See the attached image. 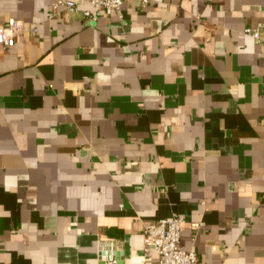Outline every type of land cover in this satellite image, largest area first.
Listing matches in <instances>:
<instances>
[{
	"label": "crops",
	"instance_id": "obj_1",
	"mask_svg": "<svg viewBox=\"0 0 264 264\" xmlns=\"http://www.w3.org/2000/svg\"><path fill=\"white\" fill-rule=\"evenodd\" d=\"M54 1L0 0L37 29L0 48V264H156L173 215L202 264H264V0Z\"/></svg>",
	"mask_w": 264,
	"mask_h": 264
},
{
	"label": "built area",
	"instance_id": "obj_2",
	"mask_svg": "<svg viewBox=\"0 0 264 264\" xmlns=\"http://www.w3.org/2000/svg\"><path fill=\"white\" fill-rule=\"evenodd\" d=\"M126 2H138L143 6L151 3H162L163 0H55L53 10L65 9L75 11L82 4H91L97 12L107 15L122 17V6ZM86 17H97L89 11H85ZM31 32L35 34L37 29H28L23 21L10 18L5 24L0 25V48L8 49L15 45L16 40ZM245 34L252 37L258 43L264 45V26L246 27ZM186 218L184 215H173L167 219H161L148 224L144 230L145 255L149 256L151 251L158 254L156 264H202L197 253L187 251L181 246V238ZM198 227V225H194ZM102 258L115 263L116 260L107 252H102Z\"/></svg>",
	"mask_w": 264,
	"mask_h": 264
}]
</instances>
